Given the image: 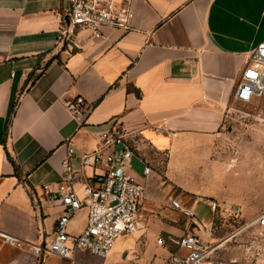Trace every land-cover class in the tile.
<instances>
[{"label": "crops", "instance_id": "obj_1", "mask_svg": "<svg viewBox=\"0 0 264 264\" xmlns=\"http://www.w3.org/2000/svg\"><path fill=\"white\" fill-rule=\"evenodd\" d=\"M132 9L127 33L75 32L60 42L69 0H0L1 232L48 244L63 207L44 186L56 189L68 147L78 171L79 156L115 123L133 146L128 172L144 189L142 219L177 201L174 189L193 193L185 183L221 177L212 156L234 138L233 92L264 44V0H133ZM75 99L89 109L83 122L65 107ZM84 227L80 211L67 231ZM74 260L0 241V264L100 259L78 252Z\"/></svg>", "mask_w": 264, "mask_h": 264}, {"label": "built area", "instance_id": "obj_2", "mask_svg": "<svg viewBox=\"0 0 264 264\" xmlns=\"http://www.w3.org/2000/svg\"><path fill=\"white\" fill-rule=\"evenodd\" d=\"M132 3L133 0H69V10L59 21L60 42L71 41L75 32H85L100 39L106 29L123 33L131 31ZM75 100L66 102L65 107L73 117L83 122L89 109L84 108L83 100ZM233 100L247 106H264V44L248 55L234 89ZM132 150L129 134L119 123L99 135L94 152L79 156L78 171L71 165L74 149L68 147L56 189L49 191L44 186V190L52 195L49 199H58L63 207L52 240L48 244L33 245L0 231V241L10 247H30L37 258L55 255L75 261L76 253L82 252L100 260L107 259L118 240L141 229L144 189L128 172L134 156ZM87 167L93 171L90 177L82 173ZM148 173L149 168H145L144 174ZM170 208L184 217H192V213L183 209L176 200L170 201ZM215 208L216 203H211L212 211ZM80 211L85 212V227L79 234L72 235L68 233L67 226ZM253 224L264 228V214L256 217ZM169 241L174 250L169 252L167 264H227L214 254L218 245L204 242L194 233L169 238ZM157 243L162 245L163 240L158 239Z\"/></svg>", "mask_w": 264, "mask_h": 264}, {"label": "rangeland", "instance_id": "obj_3", "mask_svg": "<svg viewBox=\"0 0 264 264\" xmlns=\"http://www.w3.org/2000/svg\"><path fill=\"white\" fill-rule=\"evenodd\" d=\"M233 126L234 138L212 156L221 177L185 183L191 194L183 189L172 193L192 217L165 206L163 212L141 218V229L118 240L111 255L96 264H167L174 250L169 238L187 233L218 245L214 254L227 264H264V228L253 224L264 214V106L236 103Z\"/></svg>", "mask_w": 264, "mask_h": 264}, {"label": "bare ground", "instance_id": "obj_4", "mask_svg": "<svg viewBox=\"0 0 264 264\" xmlns=\"http://www.w3.org/2000/svg\"><path fill=\"white\" fill-rule=\"evenodd\" d=\"M115 246V245H114Z\"/></svg>", "mask_w": 264, "mask_h": 264}]
</instances>
